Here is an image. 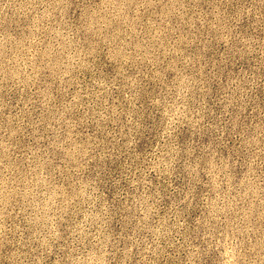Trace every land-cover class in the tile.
<instances>
[{"label":"rangeland","instance_id":"obj_1","mask_svg":"<svg viewBox=\"0 0 264 264\" xmlns=\"http://www.w3.org/2000/svg\"><path fill=\"white\" fill-rule=\"evenodd\" d=\"M0 264H264V0H0Z\"/></svg>","mask_w":264,"mask_h":264}]
</instances>
